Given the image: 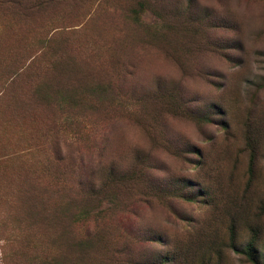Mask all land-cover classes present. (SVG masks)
Returning a JSON list of instances; mask_svg holds the SVG:
<instances>
[{"label": "rangeland", "instance_id": "rangeland-1", "mask_svg": "<svg viewBox=\"0 0 264 264\" xmlns=\"http://www.w3.org/2000/svg\"><path fill=\"white\" fill-rule=\"evenodd\" d=\"M0 264H264V0H0Z\"/></svg>", "mask_w": 264, "mask_h": 264}, {"label": "trees", "instance_id": "trees-1", "mask_svg": "<svg viewBox=\"0 0 264 264\" xmlns=\"http://www.w3.org/2000/svg\"><path fill=\"white\" fill-rule=\"evenodd\" d=\"M253 249H254V247L250 249V255L251 256H253Z\"/></svg>", "mask_w": 264, "mask_h": 264}]
</instances>
